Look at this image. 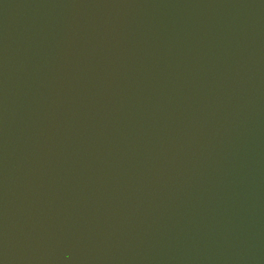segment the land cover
<instances>
[{
  "label": "water",
  "instance_id": "water-1",
  "mask_svg": "<svg viewBox=\"0 0 264 264\" xmlns=\"http://www.w3.org/2000/svg\"><path fill=\"white\" fill-rule=\"evenodd\" d=\"M0 264H264V0H0Z\"/></svg>",
  "mask_w": 264,
  "mask_h": 264
}]
</instances>
